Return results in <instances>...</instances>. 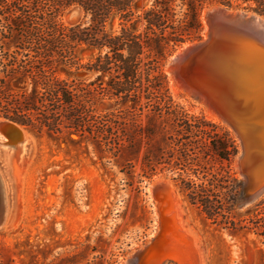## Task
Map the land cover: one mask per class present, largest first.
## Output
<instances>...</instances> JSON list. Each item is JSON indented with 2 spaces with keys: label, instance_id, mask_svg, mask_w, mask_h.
I'll return each instance as SVG.
<instances>
[{
  "label": "trees",
  "instance_id": "1",
  "mask_svg": "<svg viewBox=\"0 0 264 264\" xmlns=\"http://www.w3.org/2000/svg\"><path fill=\"white\" fill-rule=\"evenodd\" d=\"M137 1L0 0V119L67 138L132 182L169 173L212 226L264 238V197L238 207L236 138L180 105L164 71L171 53L201 38L208 6L264 17V0H154L142 14ZM72 6L88 20L63 24ZM79 51L92 58L84 63ZM66 68L95 78H63Z\"/></svg>",
  "mask_w": 264,
  "mask_h": 264
},
{
  "label": "rangeland",
  "instance_id": "2",
  "mask_svg": "<svg viewBox=\"0 0 264 264\" xmlns=\"http://www.w3.org/2000/svg\"><path fill=\"white\" fill-rule=\"evenodd\" d=\"M153 2L138 0L136 11L142 14ZM214 6L218 4L208 6L201 14V38L171 53L164 71L174 99L190 113L204 114L227 127L241 152L232 127L212 118L206 107L176 85L168 71L170 59L185 45L204 38V13ZM74 7L79 6L70 7L61 16L63 24L73 26L88 20L80 7L81 14L69 18ZM116 27L115 22L112 29ZM79 55L84 63L92 58L90 52L79 51ZM59 75L85 81L95 78L94 73L84 69H61ZM29 133L32 140L28 142L27 158H21L11 148L22 142L0 147V168L13 187L7 197V221L0 228V264H182L175 255L186 260L183 264H264L263 237L246 232L231 234L212 226L188 204L169 173L151 181L137 176L132 182L116 168H104L91 152L67 138ZM0 140L2 144L8 142L1 134ZM237 157L234 169L240 175ZM163 181L174 187L182 204L183 223L195 242L173 244L167 248L170 257L155 245L136 260L128 261L160 232L159 196L154 186Z\"/></svg>",
  "mask_w": 264,
  "mask_h": 264
},
{
  "label": "water",
  "instance_id": "3",
  "mask_svg": "<svg viewBox=\"0 0 264 264\" xmlns=\"http://www.w3.org/2000/svg\"><path fill=\"white\" fill-rule=\"evenodd\" d=\"M218 6L220 9L207 14L205 36L192 49L196 60H198V65L204 71L211 73L213 77L231 78L230 75H235L233 79L237 80L239 71H242L252 81L253 84L248 81V87L245 86L246 83L242 80L243 85H240L242 84L241 81L237 80V86H230L232 91H235L229 97L235 106H232V108L242 114L244 105L239 98L247 93L246 99L252 97L256 89L264 85V54L258 57L259 53L257 52V49L262 50L264 48V17L251 11H234L222 5ZM81 12L79 7H74L70 10L68 16L73 19ZM179 58L180 53L178 52L169 61L171 66L175 67V70H177ZM174 75L177 82H183L179 68L174 72ZM258 92L263 93L264 89ZM0 121L4 122L0 126V134L8 139V142L12 141L14 137H21L24 131L31 132L10 120L0 119ZM232 123L230 124L232 129L234 131L235 129L238 130L241 145V152L236 161L240 175L244 180V191L238 207L244 210L264 197V141L259 138L254 139L253 135L247 130L243 129L244 131H242L234 122ZM1 176L0 228L4 224L7 215V209L3 203L4 192ZM157 189L160 194H163L168 187L160 184Z\"/></svg>",
  "mask_w": 264,
  "mask_h": 264
},
{
  "label": "bare ground",
  "instance_id": "4",
  "mask_svg": "<svg viewBox=\"0 0 264 264\" xmlns=\"http://www.w3.org/2000/svg\"><path fill=\"white\" fill-rule=\"evenodd\" d=\"M218 9H220L219 6H214V7H211L209 10H206L204 13L205 21H206V17L208 13L217 11ZM195 45H197V43L185 45L184 48L179 52L180 58L178 60L179 63L177 62L178 64L177 70L179 68V72L182 75V80H183V82H181L182 84L175 80L174 72L177 70H175V67L171 66V64L169 63L168 71L171 77L173 78V80L176 82V85L181 90H183L188 97L200 103V105H203L204 107H206L210 116L214 118L215 120L222 121L229 126H231L230 124H233L232 122H234V124H236L240 130L242 131L247 130V132L252 134L254 139L259 138V139H263L264 141V94H263L264 92L257 93V91L264 89V85L259 86L256 89L255 94L254 95L251 94L252 97H249L248 99H246L247 94H248L247 93L245 95H242L239 98L242 104L244 105V112H242V114L234 111L232 108L234 104L229 97L235 91H232L230 86H234V85L237 86L236 85L237 80L238 81L242 80L243 82L246 83L245 86L248 87V81L250 82L251 80L248 79L245 73H243L242 71H239V77L237 80L233 79L235 75H230L231 78L230 77L228 78L213 77L211 73L204 71L202 67L198 65V60H196V57L194 55L195 53L193 52V49H192ZM257 52L259 53L258 57L261 56L262 54H264V48L262 50L257 49ZM250 83L253 84L252 81ZM243 84L244 83L240 85H243ZM2 123L4 122L0 121V126ZM234 132L239 138L238 130L235 129ZM30 140H32L31 135L28 132L24 131L22 132L21 137H14L12 141L3 142V144L0 143L1 145L0 147H3L4 143L15 145L18 142L19 143L22 142L20 146L16 145L11 148H13L15 152H19V156L21 158H27V150H28L27 147H28V142ZM0 172H1L0 175H2L1 178L3 181V192H4L3 193V203L6 206V209H8V198L7 197H8V194H10L11 190H13V187L10 181L7 180L6 177L4 176V173L1 170V168H0ZM160 184L167 186L169 189V190L166 189L168 191L166 193L164 192L165 195L160 194L159 190L157 189L158 185ZM154 189L157 193V196H159L157 207H158V214L160 217V225H161L160 232L158 236L153 240L152 243H149L148 245H146L143 249H141V251H138L132 254L129 257L128 261L132 262L133 259L136 260L135 258L139 257L140 255L144 253L146 254L148 250L154 248L155 245L157 248L162 249L164 251V254L166 253L165 255L167 257H170L171 255L168 252V250L170 249L171 246H173V244H177V243L184 244L186 243V241L193 242L192 240L193 238L190 237L189 231L183 223V215H182V208H181L182 204L180 205L181 202L175 192L174 187L173 186L171 187L168 183L163 181V182L157 183L154 186ZM7 216H8V210H7V215H6L4 224L7 221ZM8 223L9 225L11 224V219H10V222ZM4 224H2V226ZM196 249L197 248H195V250ZM187 250L191 251L189 249ZM183 254L186 255L184 252ZM175 256L177 257V260L181 262L182 264L186 262V260L183 261L181 259L182 257L180 258V256L178 255H175ZM198 262H200V260Z\"/></svg>",
  "mask_w": 264,
  "mask_h": 264
}]
</instances>
